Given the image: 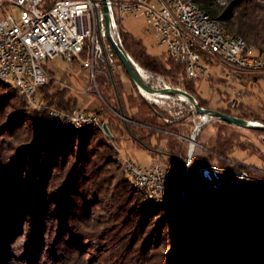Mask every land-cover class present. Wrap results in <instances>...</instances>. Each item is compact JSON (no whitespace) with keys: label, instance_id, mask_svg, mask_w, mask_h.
<instances>
[{"label":"trees","instance_id":"16d2710c","mask_svg":"<svg viewBox=\"0 0 264 264\" xmlns=\"http://www.w3.org/2000/svg\"><path fill=\"white\" fill-rule=\"evenodd\" d=\"M193 2L226 32L242 37L256 53L264 52L263 0ZM118 32L126 54L192 94L200 106L264 124V112L250 109L245 101L232 107L233 96L226 88V104L202 98L195 89L198 79L187 78L166 51L151 54L120 20ZM115 65L127 75L117 58ZM47 74L46 84L36 91L40 107L31 106L18 87L0 80V264H264V171L259 170H264V153L239 139L245 128L217 120L215 141L208 147L218 158H228L235 149L257 155L262 160L258 170L242 164L229 168H246L257 189L235 199L187 196L179 210L180 204L145 198L133 186L115 144L125 134L140 146H151L152 139L155 145L166 141L167 160L185 157L186 143L166 131H179L185 121L191 122L192 109L174 116L126 92L113 68L98 72L95 81L109 107L91 112L106 118L110 138L98 125L79 130L55 120L48 107H80L71 90L55 85ZM262 77L243 73L240 82L251 87ZM219 79L228 88L234 84L224 76ZM205 160L210 165L213 156ZM185 162L181 160L180 168ZM200 162L191 161L190 172Z\"/></svg>","mask_w":264,"mask_h":264},{"label":"built area","instance_id":"2783aa9c","mask_svg":"<svg viewBox=\"0 0 264 264\" xmlns=\"http://www.w3.org/2000/svg\"><path fill=\"white\" fill-rule=\"evenodd\" d=\"M104 3L108 8V27ZM124 15L143 16L147 31L176 63L183 66L189 79L216 75L212 73L216 65L226 70L218 75L232 82L239 81L243 73L264 74V55L257 54L254 47L225 38L220 29L209 28L205 19L194 15L188 0H0V69L15 80L19 89H25L33 107L41 106L36 91L47 82V70L42 64L47 59L58 56L70 62L80 59L81 67L89 70L93 86L97 88L96 73H107L115 66L117 55L110 37L121 48L118 21L122 22ZM126 56L141 77L139 69L145 71L147 77L142 79L147 82L149 71L129 54ZM162 87L171 88L166 83L154 85L156 89ZM139 90L155 104H166L175 115L183 110L173 107V102L188 103L195 113L192 134L211 120L207 115L197 114L193 104L182 95ZM232 91L234 107L238 91ZM48 108L55 120L65 125L100 123L96 113L81 108L71 111ZM175 136L183 141L190 137L177 133ZM124 160L131 180L144 187L145 198L149 199V192H159V199L171 206H178L187 196L230 199L232 192L258 187L246 169L252 167L246 165V168L231 172L216 165L199 164L190 172V158L183 168L167 159L154 158V163L146 167L130 158Z\"/></svg>","mask_w":264,"mask_h":264},{"label":"rangeland","instance_id":"374dc122","mask_svg":"<svg viewBox=\"0 0 264 264\" xmlns=\"http://www.w3.org/2000/svg\"><path fill=\"white\" fill-rule=\"evenodd\" d=\"M121 26L125 30L133 34L135 37L140 38L143 41L144 45L146 46L147 50L151 54L159 55L165 51V47L160 45L153 38V36L147 31V24L143 16L135 17L131 15H124L122 18ZM134 61L137 62L135 59ZM42 64L44 68L48 70L49 73L52 74L51 77L52 79H54L55 85H63L71 90L73 95L77 98L78 106L80 108H85L86 110L93 111L99 109L100 107H102V105L109 107L102 98L97 83H96L97 88L93 86V83L90 78L89 70L81 67L82 61L80 59L79 61L70 62L66 58L62 56H58L53 59L44 60ZM141 67L144 68L143 66ZM113 72L120 79L121 83L123 84L124 90L126 92L131 93L135 98L137 97L143 98L144 100L160 107L163 111L166 110L165 112H168L169 114L171 113L174 116L184 115L185 113H187V111H190V106L188 105V103L185 104V102H183L182 105H180L179 103L173 102L172 103L173 107H176L178 109L182 108L183 110V113H181L180 115H175L173 110L169 111V107L166 104L164 105L159 103L155 104L152 100L146 98V96H144L140 92L137 86H135L131 82L129 77L124 73L123 69H120L118 66L115 65L113 66ZM149 73H150V77L146 80L148 82L146 83L149 86L154 88V85H157L159 83L161 84L166 83L169 84L171 87H173L171 81L165 78L164 76L155 74L151 71H149ZM212 73L216 74L210 77L213 80L212 81L213 84L214 85L216 84L215 86H212L211 80L208 79L207 77L200 78L195 82V89L202 98L209 100L213 105L223 104L221 99H223L224 104H226L227 102H225V100L229 101L230 99H224V96L222 95L223 89L226 88V91H231L230 93H232L233 98L235 97V95L233 94L232 90L237 89L238 91V94L236 96L237 104L239 103V101H245L244 103L250 109L264 112L263 111L264 77L260 78L258 82L254 83L251 87L242 85L239 80V81H233L234 84H231V86L228 88L223 84L219 83L220 79L218 74L226 73V70L221 65L213 66ZM218 88L221 90L217 91ZM118 115L121 118H123V120L125 121L126 118L124 117V115H122V113H119ZM190 120L191 122L189 120L185 121V123L183 124V128L181 127V130L176 132H172V131H166V132L167 133L169 132V134H171L174 137H176L175 133L183 134L185 136H190V134L192 133L191 123L193 124L192 118ZM217 120H218L217 118L213 117L209 122H207L202 126L197 136V141L203 147L200 146L195 147L192 154L193 158L191 161L200 160L201 161L200 163L208 164L206 163L205 159L210 155H212L213 160L210 163V165H216L222 169H229L232 166L235 168L238 164H242V165L249 164L248 166L251 165L250 167H252L251 170H258L259 168L257 167H260L262 165V160L257 155L251 154L247 150L235 149L228 158L225 157L218 158L217 155L209 149L208 144L213 143L215 141V136H216L215 123ZM99 121L100 124H102V129H103V124L104 123L106 124V118L103 117V114H100ZM128 121L131 122L130 120H126V122ZM239 134H240L239 139H241L242 141H246L248 143H252L257 149L261 150L264 153V143H263L264 132L241 129L239 131ZM136 138L140 140V137H136ZM121 139H122L121 141H117L115 146L119 150V158L121 164H123L122 165L123 170H124V164L126 162L123 159L125 158H130L131 160L136 161L142 167H146L154 163L153 161L154 157L157 158L160 157L165 160L164 155L169 154L166 141H162V143H160L159 145H155V140L152 139L151 146L143 145L144 146L143 147L138 145L135 141H133L134 139L133 140L129 139L127 134H125V136H122ZM137 139L136 141H139ZM178 141L180 140L178 139ZM183 143H186L187 152H188V142L183 141ZM187 152L185 157L180 156L181 157L180 159L179 158L174 159L178 165H180L182 159L187 158L188 155ZM219 161H223L224 165H220ZM259 170L262 172L264 171L262 169ZM21 243H22V239L19 238L17 239L15 245L19 246Z\"/></svg>","mask_w":264,"mask_h":264},{"label":"water","instance_id":"95a60500","mask_svg":"<svg viewBox=\"0 0 264 264\" xmlns=\"http://www.w3.org/2000/svg\"><path fill=\"white\" fill-rule=\"evenodd\" d=\"M104 13H105V23L106 26L108 27V23H109V14H108V8L104 3ZM110 41L113 45V48L116 52L117 58L120 61V63L122 64L123 68L125 69L127 75L130 77V79L135 83V85L137 86L138 89H142L146 92H159L162 94H168V95H182L185 98H187L194 107V110L197 114L199 115H207L211 118H217L220 121H223L225 123H229L241 128H245V129H257V130H261L264 132V124L263 123H259L257 121H248L245 120L243 118L237 117V116H233V115H229L226 113H223L221 111L215 110V109H211V108H206L203 106H200L197 99L190 94L189 92H187L184 89L181 88H176V87H171V88H153L151 86H149L143 79L142 77L138 74V72L136 71L135 67L132 65V63L129 61V59L127 58L125 52L114 42V40L110 37ZM126 122V119H125ZM192 129L194 128V124H192ZM203 126V125H202ZM202 126H200L198 128V131L196 134H190L191 136L189 137L188 142V155L187 158H190V162L193 158L192 154L193 151L195 149L196 146H199L200 144L197 141V136L199 134V131L201 130ZM103 130L104 132L110 137L113 138V135L111 134L110 130L108 129V126L104 123L103 124ZM169 133V132H168ZM179 134V133H177ZM178 138V137H176ZM183 141V140H180ZM264 143V141H263ZM170 156V154H165L164 157L165 159H167V157ZM157 158V157H154ZM159 159H163L158 157ZM186 158V159H187ZM175 161V160H174ZM200 164H205V163H200ZM208 165V164H207ZM248 166V165H246ZM245 166V167H246ZM183 203L181 204L179 210L182 208ZM176 211V213H178V211ZM175 213V214H176Z\"/></svg>","mask_w":264,"mask_h":264},{"label":"bare ground","instance_id":"6f19581e","mask_svg":"<svg viewBox=\"0 0 264 264\" xmlns=\"http://www.w3.org/2000/svg\"><path fill=\"white\" fill-rule=\"evenodd\" d=\"M226 0H217V2L219 3H224ZM188 5L189 7L193 10L194 12V15L202 18V19H205L209 25V28L211 29H220L221 30V34L225 37V38H232V41H238L239 44H244L246 46H250L252 47L251 45H248L246 40H244L242 37H239V36H235V35H232L228 32H226L223 27L221 26V24L219 23V21L217 19H213L211 17H209L208 14H206L203 10H201L194 2L193 0H188ZM259 55H264V52H261V53H257ZM139 72L140 74L142 75L143 79H146V73L144 70H141L139 69ZM0 80H2L3 82L7 83V84H13L15 85L16 87H18L19 89V85L16 84L15 80L14 79H10L9 77H7L5 75V73L0 69ZM19 92L21 94H23L27 101L29 102L30 104V99L25 95V89H19ZM143 94L146 95L145 92L142 91ZM63 122V121H61ZM95 125H98L99 127L102 128V124L100 123H90V124H67V126L69 127H73V128H76V129H79V130H86L88 129L89 127L91 126H95ZM124 160V159H123ZM123 165V164H122ZM124 170L126 171V162L124 164ZM127 172V171H126ZM127 174L130 176V174L127 172ZM131 178V176H130ZM132 183H133V186L138 190L140 191L141 193L144 194L145 196V192H144V187H142L140 185L139 182L137 181H134L132 180ZM257 189V187H249L247 189H244V190H240L239 192H232L231 193V198L230 199H235V198H238L239 196L241 195H244L246 193H249V192H252V191H255ZM149 199H154L156 200L157 202H160V203H163L165 205H170L169 203H167V201H162V199H159V192H149ZM186 200V199H185ZM185 201L181 202L180 205L182 203H184ZM179 205V204H178Z\"/></svg>","mask_w":264,"mask_h":264},{"label":"crops","instance_id":"0c3cea01","mask_svg":"<svg viewBox=\"0 0 264 264\" xmlns=\"http://www.w3.org/2000/svg\"><path fill=\"white\" fill-rule=\"evenodd\" d=\"M47 72H48V70H47ZM49 73V72H48ZM51 74V73H50ZM52 75V74H51ZM81 109H83V110H85L86 111V109L85 108H81ZM87 112H91V111H87Z\"/></svg>","mask_w":264,"mask_h":264}]
</instances>
